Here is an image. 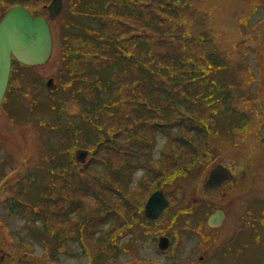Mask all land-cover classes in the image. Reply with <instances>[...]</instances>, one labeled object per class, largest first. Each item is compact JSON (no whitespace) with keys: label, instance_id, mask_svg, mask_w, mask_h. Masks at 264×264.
Returning <instances> with one entry per match:
<instances>
[{"label":"rangeland","instance_id":"rangeland-1","mask_svg":"<svg viewBox=\"0 0 264 264\" xmlns=\"http://www.w3.org/2000/svg\"><path fill=\"white\" fill-rule=\"evenodd\" d=\"M11 1L35 13L50 2L0 0V16ZM87 2L63 0L45 62L14 61L0 107V264H264V0H102L99 22ZM217 162L233 181L212 199L203 183ZM157 188L170 204L151 222L135 208ZM216 205L228 217L214 239L197 224ZM188 209L194 227L174 219Z\"/></svg>","mask_w":264,"mask_h":264},{"label":"water","instance_id":"water-1","mask_svg":"<svg viewBox=\"0 0 264 264\" xmlns=\"http://www.w3.org/2000/svg\"><path fill=\"white\" fill-rule=\"evenodd\" d=\"M62 0H51L47 5L48 17L54 16L61 10ZM52 48V37L49 24L43 15L33 16L22 5L11 6L0 18V102L3 98L13 56L23 63H42L45 61ZM89 150L77 148L75 156L83 162ZM233 177L231 170L222 163L216 164L208 173L203 187L204 191L216 195L221 191L222 185ZM166 198L161 190H156L148 197L145 203V212L149 216L157 214L165 205ZM224 217V211L216 208L207 218L209 225H217ZM166 242L159 243L161 247Z\"/></svg>","mask_w":264,"mask_h":264},{"label":"flooded vegetation","instance_id":"flooded-vegetation-1","mask_svg":"<svg viewBox=\"0 0 264 264\" xmlns=\"http://www.w3.org/2000/svg\"><path fill=\"white\" fill-rule=\"evenodd\" d=\"M53 42H54V39H53ZM21 67H25V66H21ZM218 163H220V162H217V164ZM221 163H223V162H221ZM224 164V163H223ZM216 165V164H215ZM214 165V166H215ZM213 165H212V168L214 167ZM228 167V166H227ZM229 168V167H228ZM230 169V168H229ZM231 171H232V169H230ZM208 173H209V171H208ZM207 173V174H208ZM146 175H147V173L145 172V170L141 173V178H143V177H146ZM205 179V178H204ZM204 179H203V181H204ZM233 181V177H232V179L229 181V182H227V183H225V184H223L222 185V191H221V193H219V194H224V192H225V186L226 185H228V184H230L231 182ZM203 183V182H202ZM156 190H161L162 191V195L168 200V198H167V195L165 194V192H164V190L162 189V188H157V189H155L153 192H155ZM152 192V193H153ZM151 194V193H150ZM150 196V195H149ZM148 196V197H149ZM215 196H217V195H214V196H211V195H209V197L208 198H214ZM148 197L146 198V200H145V202L143 203V205H141L140 207V209H138V208H135L138 212H140V215H142L143 216V219H145V220H147V221H154V220H156L157 218H159L164 212H165V210L166 209H168V205L170 204L169 202H170V200H168V203H167V205H165L157 214H155L154 216H149L146 212H145V203H146V201H147V199H148ZM204 198H207L206 196H202V197H200V201H196V202H200L201 204H202V202L204 201ZM200 204V205H201ZM192 205L193 206H195V210L197 209V206L194 204V202L192 201ZM192 205H191V207H192ZM217 207H220L223 211H224V217L222 218V220H221V222L217 225V226H211V225H208L207 224V222H206V219H205V221H204V219L203 218H200V220L198 221V224H197V226L199 225V224H201V222L202 223H206L208 226H207V229L209 230V229H212V231L210 232V233H213L214 234V239H217V235H218V232H219V228L221 227V226H223V224H224V222L226 221V219H227V217H228V215H227V213H226V211H225V209L223 208V207H221V206H219V205H216V206H214V209L215 208H217ZM190 209V208H189ZM189 209L185 212V211H182V213H179V212H176L175 213V215H174V219L176 218V217H178V219H179V216H180V214L183 216V218L182 219H187V218H189V224L188 223H185V225H187L188 227H194V225L191 223V217H192V213H193V211H195V210H192V211H190V212H188L189 211ZM213 209V210H214ZM199 210H202L201 208H200V206H199ZM249 211H251L249 208H246L245 210H244V213H242V215H243V217H244V221L245 222H247V220L248 219H246V213L247 212H249ZM211 212V211H210ZM251 212H253V211H251ZM263 217V220H264V216H262ZM171 218H172V215H171ZM171 218H170V220H171ZM195 218H198L197 217V214H196V217ZM201 226V225H200ZM189 230H191L192 231V229H189ZM208 230H206L205 231V229H201V230H198V232L199 231H202V233H199L200 234V237H202V236H205V235H207L209 232H208ZM214 231V232H213ZM161 236V235H160ZM160 236H154V238H155V240L153 241V243L154 242H156L157 243V240H158V238L160 237ZM166 243H167V241H166ZM199 247V246H198ZM196 249V248H195ZM205 249H207V247H205V248H203V250H205ZM203 254L201 253V251H200V254H199V259H203Z\"/></svg>","mask_w":264,"mask_h":264},{"label":"trees","instance_id":"trees-1","mask_svg":"<svg viewBox=\"0 0 264 264\" xmlns=\"http://www.w3.org/2000/svg\"><path fill=\"white\" fill-rule=\"evenodd\" d=\"M102 2V0H88V2L86 3V6H88V8H90V7H92V9L94 8V13L93 12H90V16H92V17H94L95 18V21L96 22H99V17H101V14H102V12H100L99 10H100V7H99V5H100V3ZM10 4L11 5H14V4H16V2H13V1H11L10 2ZM92 5V6H91ZM120 5H123L122 6V9H120V10H122V12L121 13H123V14H126V13H129V14H133L134 12H135V9H133V8H130V7H128V5H126L125 4V2H124V4H123V2L120 4ZM119 5V6H120ZM119 6H116L117 8H119ZM3 14V13H2ZM96 16V17H95ZM61 30H62V32H63V38H64V36H66V34L64 33V26H62L61 27ZM70 35H72V33H70ZM94 39V38H93ZM108 43H110V42H108ZM137 44V43H136ZM111 45V47H114L112 44H110ZM114 49H117L116 47L114 48ZM130 53V52H129ZM81 54H83V53H81ZM115 63H114V66L116 67H119V64H118V59H115V61H114ZM34 65H25V67H28V68H30V67H33ZM110 66V65H109ZM101 69V68H100ZM100 69L96 72V74H97V77H99V78H105V72L107 73V76H108V78H109V82H111V83H113V81L112 80H110V75H111V72L108 70V71H105V68H103V71L101 72L100 71ZM107 81V82H108ZM76 85H77V82H72V87H71V89L73 88V90H75V91H77L76 90ZM221 86H223V85H221ZM224 87V86H223ZM68 93V92H67ZM230 98H233L232 96L230 97ZM227 98H224V100H226ZM137 113V112H136ZM149 113V112H148ZM253 113L255 114V113H257V111H253ZM137 114H139V113H137ZM150 114V113H149ZM139 115H141V114H139ZM151 115V114H150ZM224 115L226 116H228V122H229V120L231 121V122H234L235 121V119L236 118H234L233 116L235 115V113H233V114H230V113H228V112H224ZM217 125V121L215 122V126ZM110 163V162H109ZM115 167V166H114ZM54 168V170H53V177H52V175L49 177L50 179H52V182H51V184H49V187H51V185H52V183H58L59 182V179H58V167H53ZM116 169V168H115ZM114 168H112L111 170H115ZM117 169H119V168H117ZM50 169H47V171H46V174L48 173V171H49ZM110 170V169H109ZM50 172V171H49ZM41 189H43V186L41 187ZM139 204L140 203H138V209H140L141 207H139ZM130 205V204H129ZM138 212V211H137ZM118 214H120V213H118ZM138 215H139V217L141 218V217H143L142 215H140V212H138ZM122 216V214L120 215V217ZM117 218V217H116ZM127 221H129V220H126L125 219V217L123 216V220H119V218H118V224L119 225H124L125 224V222H127ZM117 222V221H116ZM111 224V226H113V222H110V223H108V225H110ZM109 228H111V227H109ZM105 233H108L109 234V230H108V232H107V229H106V231H105ZM118 235H119V232H118ZM57 237H60V233H58L57 234ZM122 247V246H121Z\"/></svg>","mask_w":264,"mask_h":264},{"label":"bare ground","instance_id":"bare-ground-1","mask_svg":"<svg viewBox=\"0 0 264 264\" xmlns=\"http://www.w3.org/2000/svg\"><path fill=\"white\" fill-rule=\"evenodd\" d=\"M63 5H64V4H63ZM204 193L210 195L209 193H207V192H205V191H204ZM166 200H167V199H166ZM167 202H168V200H167ZM169 203H170V202H169ZM208 225H209V224H208ZM168 239H169V238L166 237V236H161L160 239H159V243L166 242V241H168Z\"/></svg>","mask_w":264,"mask_h":264}]
</instances>
